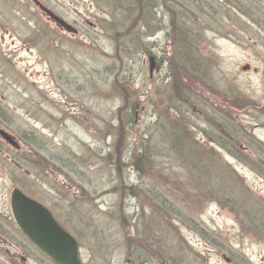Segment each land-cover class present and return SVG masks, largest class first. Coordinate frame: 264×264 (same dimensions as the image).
I'll list each match as a JSON object with an SVG mask.
<instances>
[{"label":"rangeland","instance_id":"obj_1","mask_svg":"<svg viewBox=\"0 0 264 264\" xmlns=\"http://www.w3.org/2000/svg\"><path fill=\"white\" fill-rule=\"evenodd\" d=\"M39 1L75 32L0 0V129L20 144L0 139V264H53L12 224V187L57 216L84 264H264V7L161 0L142 29L129 0ZM134 151L149 153L139 171ZM147 188L203 231L157 217Z\"/></svg>","mask_w":264,"mask_h":264},{"label":"water","instance_id":"obj_2","mask_svg":"<svg viewBox=\"0 0 264 264\" xmlns=\"http://www.w3.org/2000/svg\"><path fill=\"white\" fill-rule=\"evenodd\" d=\"M31 1L56 25L67 32H75L69 23L38 0ZM247 68L249 67H243V69ZM262 82L264 93V70L262 71ZM0 137L13 147H18L13 137L1 129ZM9 207L17 228L52 262L55 264H83L79 258L77 241L60 226L46 206L14 187L10 191Z\"/></svg>","mask_w":264,"mask_h":264},{"label":"trees","instance_id":"obj_3","mask_svg":"<svg viewBox=\"0 0 264 264\" xmlns=\"http://www.w3.org/2000/svg\"><path fill=\"white\" fill-rule=\"evenodd\" d=\"M160 1L161 0H135V1H133V0H129L128 1V4L130 5V7H131V11H132V9L133 10H135V12H136V14H135V16L132 18L133 20H135L136 22H139L140 23V28H145V19H146V17H145V15L147 16V15H150L151 14V12H152V9H154V7H156L157 8V6H159V3H160ZM184 2H185V7L188 9V10H190V8H188L186 5H188L189 7H191V6H193L192 4H190V3H188L186 0H183ZM111 2L113 3V6H114V8H115V6L117 5V2H120V1H118V0H111ZM121 3V2H120ZM205 4H202V6H204ZM234 5V4H233ZM246 5H248V4H246ZM196 7H198V6H200V3L199 2H197V5H195ZM237 9H239V7H241L239 4H235L234 5ZM254 5H252V4H250V6H248L249 8H254L253 7ZM166 7H168V6H166ZM181 7L183 8V6L181 5ZM196 7H194V9L196 10ZM244 7H246L245 5H244ZM248 7H246V8H248ZM116 9V8H115ZM191 9L193 10V7H191ZM169 11H171V9H169ZM240 11V10H239ZM133 12V11H132ZM200 13H204V12H201V11H199ZM208 11H206V13H207ZM192 13V12H191ZM252 15H253V13H251ZM153 15V14H152ZM154 16V15H153ZM181 16H182V12H181ZM128 17H126V19H127ZM185 18H187L186 17V15H185ZM183 22L184 21H182V20H180L179 21V23H178V26H179V24L181 23V25H184L183 24ZM192 53V52H191ZM193 54V53H192ZM184 60H185V62H187L188 63V65H192V62H193V60L194 59H191L190 57H184L183 58ZM212 110V109H211ZM204 117H205V115H204ZM203 117V118H204ZM204 119H206V117L204 118ZM174 127H175V125H173ZM174 127H172V129L174 128ZM177 128V127H176ZM171 129V128H170ZM177 130V129H176ZM176 133V132H175ZM171 139H172V141H170L169 143H170V147H169V149L170 150H168V153H173V154H171V155H173L172 157H177L176 159L180 162V161H182V160H184V159H181L180 158V154H177L178 152L179 153H181L185 148L183 147V145H188V141H186V139H185V141H183L182 140V138H180L177 134H175V136H174V131H172V137H171ZM179 141H181V146H178L177 144H178V142ZM190 144V143H189ZM145 145V144H144ZM254 152H253V154L257 157V160H258V162H260V165H258L257 166V168H258V170H260L261 168H264V154H263V150H260V148L259 147H254ZM252 150V151H253ZM137 152V151H136ZM139 152L141 153L140 154V156L138 157V155H139ZM230 152L231 153H234V150L231 148L230 149ZM138 154H136L135 155V151L133 152V156L135 157V159H134V164H135V166H136V168H137V170L139 171L140 170V168H139V165H138V161H139V163H141V161L143 162V163H145V162H147V161H150V157H149V153H148V151H138L137 152ZM237 153H239V151H237ZM240 154V153H239ZM240 155H242V154H240ZM168 156H170V154H168ZM239 157H243L242 159H247V158H249V157H254L253 155L252 156H249V155H247V156H244V155H242V156H239ZM256 157H254V158H256ZM138 159V161H136ZM152 166V165H151ZM151 166H149V167H151ZM162 169V168H161ZM208 171L210 172H213V168L212 169H208ZM209 174V175H208ZM207 175H208V177H211V178H214L213 177V174H211V173H208ZM175 181V182H174ZM174 181H171V180H167V179H163V181L161 180V182L163 183V184H168V183H172V184H174V183H176L177 185H179V186H181V184H183V182H182V178H178V177H175V179H174ZM203 186V189H205L204 190V192H206V196H209L208 194H210V196H212L214 199H218V200H220L221 198H217V196H219V194H220V192H221V190H219V189H216V188H214V187H208L209 186V184H203L202 185ZM130 188L131 189H135V188H137L136 186H134V185H132V186H130ZM148 189V191H144L143 192V196H142V198H144L143 200H145V201H147L148 202V204H149V206L152 208V210L154 211L155 210V213H156V215H157V217L159 216V215H162L163 217H164V219H167L168 220V218L170 217V216H172L173 217V219H177V220H179L182 224H186L187 226L189 225V226H191V227H195V230L196 229H198L199 231H203V230H201V229H199L197 226H195L193 223H192V221H190L191 219H186L185 217H183V216H181L175 209H174V207L172 206V204L169 202V199H168V196H166L163 192H161V193H154V192H152V190L150 189V188H147ZM176 189V188H175ZM223 190V189H222ZM203 191V190H202ZM219 193V194H218ZM223 195H224V190H223ZM209 196V197H210ZM134 197H136V196H134ZM243 201V200H242ZM233 203L235 204V202L233 201ZM246 204H247V202H246ZM240 211H242L244 214H246V212H245V209H239ZM54 215V214H53ZM247 215V214H246ZM245 215V217H247ZM54 217H55V219H57V216H55L54 215ZM11 222H12V224L15 226V224L13 223V221L11 220ZM156 223V222H155ZM193 225V226H192ZM15 229L17 230V232H19L18 231V229H17V227L15 226ZM20 233V232H19ZM23 236V235H22ZM133 237V239H135V240H137V238L139 237V235H137V233L135 234V235H133L132 236ZM159 238V237H158ZM28 241V240H27ZM29 244L31 245V246H33L30 242H29ZM131 244L132 245H135L132 241H131ZM152 244V243H151ZM128 246V245H127ZM148 246L150 247V248H152L156 253H158V254H160V255H163L161 252H162V250H163V248H161L160 247V245L157 243V241H154V243L152 244V246H150L149 244H148ZM153 246H155V248L153 247ZM130 247V245L128 246V248ZM33 248H35L34 246H33ZM36 249V248H35ZM41 255H42V253H41Z\"/></svg>","mask_w":264,"mask_h":264},{"label":"flooded vegetation","instance_id":"obj_4","mask_svg":"<svg viewBox=\"0 0 264 264\" xmlns=\"http://www.w3.org/2000/svg\"><path fill=\"white\" fill-rule=\"evenodd\" d=\"M252 1H253L254 4H257L258 6L261 5L262 8L264 7V0H252ZM250 4H251V3H248L247 6H250ZM261 6H260V7H261ZM253 7H255V6H253Z\"/></svg>","mask_w":264,"mask_h":264}]
</instances>
